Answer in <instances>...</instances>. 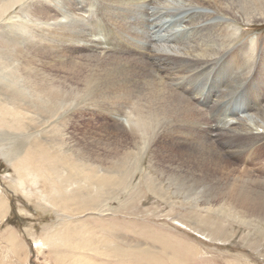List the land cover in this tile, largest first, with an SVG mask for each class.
<instances>
[{
    "label": "bare ground",
    "instance_id": "6f19581e",
    "mask_svg": "<svg viewBox=\"0 0 264 264\" xmlns=\"http://www.w3.org/2000/svg\"><path fill=\"white\" fill-rule=\"evenodd\" d=\"M27 1L0 0V23ZM96 1L33 0L16 23L20 32L11 24L9 35L0 34V118L21 134L0 156L22 172L23 184L30 177L41 183L46 193L37 190L65 214L62 222L103 212L89 192L127 186L140 154L160 162L175 195L264 222V177L228 160L239 150L224 151L196 130L205 123L201 105L220 108L223 136L264 144V47L258 51L253 40L235 46L239 24L264 22V0H111L120 4L113 8L122 25L116 36L84 16ZM253 79L258 88L244 96ZM239 102L243 114L234 109ZM87 110L106 122L85 129L76 147L67 129ZM98 146L110 149L91 152ZM67 221L63 236L56 227L53 237L90 248L91 232Z\"/></svg>",
    "mask_w": 264,
    "mask_h": 264
},
{
    "label": "rangeland",
    "instance_id": "374dc122",
    "mask_svg": "<svg viewBox=\"0 0 264 264\" xmlns=\"http://www.w3.org/2000/svg\"><path fill=\"white\" fill-rule=\"evenodd\" d=\"M32 1H27L26 5H23L25 8L23 6L14 8L11 14H8L9 17L1 21L0 34L9 35L8 26L11 24L14 25L15 31L18 29L20 32V25L16 23L20 18L19 24L25 20L23 17ZM97 1L92 5L93 12L87 11L85 14L88 16L83 13L84 16L91 19L90 24L98 21L92 25L99 30L110 29L111 34L113 31L112 35L120 34L119 29L122 25L118 24L117 16L113 20L115 14L113 8L120 4L111 0ZM12 16H17L16 20ZM239 26L241 29L235 46L242 43L251 45L253 40L255 43L252 45L260 51L264 47V22ZM22 28L24 26L21 30ZM90 32L91 35L98 34L95 28ZM54 50L56 51V48ZM205 77L201 76L203 80L199 78L202 83L205 82ZM253 81L244 96L252 88L253 90L255 87L258 88L256 80ZM207 85L214 88L211 83ZM262 85L261 91H264V81ZM218 86L225 87L218 83L214 89ZM232 95L237 94L232 92L227 99ZM254 97L256 98L252 96L253 99ZM236 104L234 106L236 110L241 105L245 106L244 102ZM203 107L204 105H201L205 113V123L204 127L196 128L197 132L207 136L213 141L214 146L224 151L239 150L227 159L237 166L248 168L255 173L254 175L264 177V144L242 145L240 142L237 143V138L232 135L223 136L221 133L224 130L221 127L225 120L219 125L217 115L221 109ZM243 113L245 112L240 114ZM81 114H79L81 119L76 118L77 128L71 125L72 130L67 129L72 134L70 144L74 142L76 147H79L81 142L78 143L76 139L82 137L85 129H90L89 131L94 129L95 132L100 122H106L98 113L87 110ZM20 135L9 123L0 118L1 149L9 148L10 141ZM126 146L128 145L125 143L122 148ZM102 148L110 149L98 146L92 148L91 152L96 150L103 153ZM142 155L137 156L136 161L128 169L127 186L116 187L111 189V192L104 190L97 193L94 190L89 192L88 198L99 204L104 209L103 212L82 213L79 216L73 213L75 217L69 221L66 219L67 216L64 217L63 220L69 224L83 225L85 230L91 232L90 236L94 243L88 249H76L72 245H67L65 243L67 241L60 236L58 239L53 237L56 227L59 230L56 233H62L63 236L62 228L64 229L66 222H62L61 217L65 214L58 212L49 196L48 202L52 204L41 196L37 187L46 193L41 183L34 185L30 177L23 184L20 174L22 172H17L10 162L0 156V264H264V222H242L241 217L226 213L227 211L209 212L202 206L194 204L192 200L189 201L184 194L175 195L169 181L161 176L162 166L158 164L160 162L151 155L144 158ZM161 159V163L167 165L168 159ZM24 177L26 178L25 175ZM66 225L68 226V223Z\"/></svg>",
    "mask_w": 264,
    "mask_h": 264
}]
</instances>
